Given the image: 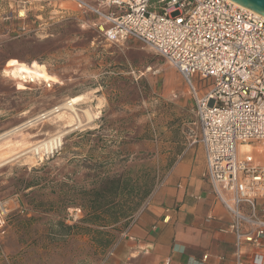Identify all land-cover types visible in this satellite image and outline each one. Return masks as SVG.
<instances>
[{
  "label": "rangeland",
  "instance_id": "obj_1",
  "mask_svg": "<svg viewBox=\"0 0 264 264\" xmlns=\"http://www.w3.org/2000/svg\"><path fill=\"white\" fill-rule=\"evenodd\" d=\"M103 1L0 0V136L76 96L83 97L78 104L82 112L77 113L83 124L90 122L86 110L98 118L69 133L75 119L64 111L63 116L0 139L2 164L54 134L68 133L63 148L49 159L36 160L30 152L0 167V202L10 208V229L0 234V264H114L111 248L126 229L125 222L106 230L82 224L81 205L86 204L81 190L91 188L92 178L102 173L121 175L125 184L137 178L143 204L145 193L158 182L157 127L168 124L170 116L178 122L180 101L195 105L187 82L170 63L136 39L118 45L106 42L103 19L78 6ZM101 9L105 13L107 7ZM23 74L53 86L26 88L18 82ZM211 88L210 82L199 95ZM71 191L74 204L58 202ZM259 203L263 213L264 200ZM75 210L81 212L77 222ZM31 217V225L21 224ZM60 222L79 223V228L72 236H49L66 234ZM32 240L38 244L32 246Z\"/></svg>",
  "mask_w": 264,
  "mask_h": 264
},
{
  "label": "built area",
  "instance_id": "obj_2",
  "mask_svg": "<svg viewBox=\"0 0 264 264\" xmlns=\"http://www.w3.org/2000/svg\"><path fill=\"white\" fill-rule=\"evenodd\" d=\"M78 6L101 15L99 8L82 2ZM102 6L110 9L103 15L101 27L106 42L118 45L136 39L170 63L187 82L200 130L194 143L202 144L216 199L232 216L229 230L236 235L238 264H245L242 242L257 252L251 264H264V211L258 205L264 200V17L231 0H105ZM18 82L29 87L53 86L27 74ZM210 82L211 90L200 96L199 90ZM64 111L75 119L69 133L98 119L79 127L75 117L82 111L66 100L28 120L16 133ZM67 134L51 136L55 149L51 154L32 151L35 159L53 157L63 148ZM245 146L251 150L243 151ZM8 206L0 202V234L8 223ZM75 211L77 222L81 212Z\"/></svg>",
  "mask_w": 264,
  "mask_h": 264
},
{
  "label": "crops",
  "instance_id": "obj_3",
  "mask_svg": "<svg viewBox=\"0 0 264 264\" xmlns=\"http://www.w3.org/2000/svg\"><path fill=\"white\" fill-rule=\"evenodd\" d=\"M91 7L102 12L99 5ZM109 11L98 16L104 21ZM179 104L183 111L178 122L170 116L168 124L157 127L161 135L158 182L111 248L114 264H238L236 235L229 230L232 216L216 199L202 144L194 143L200 135L195 105L188 100ZM221 194L229 198L226 191ZM244 210L249 212L247 207ZM8 229L7 223L3 233ZM242 250L243 262L251 264L257 252L245 242Z\"/></svg>",
  "mask_w": 264,
  "mask_h": 264
},
{
  "label": "trees",
  "instance_id": "obj_4",
  "mask_svg": "<svg viewBox=\"0 0 264 264\" xmlns=\"http://www.w3.org/2000/svg\"><path fill=\"white\" fill-rule=\"evenodd\" d=\"M88 135H95V133H89ZM96 138L99 143L103 141L101 136H97ZM128 183L125 184L121 175L107 176L102 173L92 178V187L81 190V200L86 205H81L84 217L80 222L88 226L95 225L102 230L114 228L121 224V222H125V227H127L128 221L133 219L136 212L142 206V184L140 180L134 178ZM149 194L150 192L145 193L143 198L146 199ZM73 196V191L68 192L60 197L58 202L61 204H74L76 201ZM20 221L21 224H28L33 221V217L24 218ZM59 224L65 229L66 234L54 233V235L50 234L49 236H72L74 231L79 228V223L66 225L64 222H60ZM102 230H100L101 232L99 230L95 232L105 235ZM102 241L108 244L109 238ZM35 243L38 244V241L32 240L31 245L33 246Z\"/></svg>",
  "mask_w": 264,
  "mask_h": 264
},
{
  "label": "bare ground",
  "instance_id": "obj_5",
  "mask_svg": "<svg viewBox=\"0 0 264 264\" xmlns=\"http://www.w3.org/2000/svg\"><path fill=\"white\" fill-rule=\"evenodd\" d=\"M71 100L73 102V105H78L80 102L82 103L83 97L82 96H76V97H73ZM74 108L75 107H73L71 110L77 111V110H74ZM84 114H85V117L87 119H89L90 121L94 118L91 114L88 113L87 110L84 112ZM63 115H64V112L57 114L55 117H60V116H63ZM75 118H76L77 125H79V127H80L83 124L82 120L80 119V117L78 115ZM22 126H24V124H22L20 126H17L16 128H14L11 131L6 132L5 134L0 136V139H4V138H6L8 136L14 135L17 131H19L21 129ZM56 144H57L56 147H59L58 141L56 142ZM54 149H55L54 140L47 139V140H44V141H40L33 148H31L30 150L26 151L27 153H22L21 155H18L16 157H14L13 159L9 158L10 160L5 162V163L0 164V167L5 165V164H7V163H9V162H11V161H13V160H15L18 157H21L23 155H27V154H29L32 151L36 152L37 154H40L41 151H43V152H45L47 154H51V150H54ZM242 150L243 151H250L251 148L249 146H245V147L242 148Z\"/></svg>",
  "mask_w": 264,
  "mask_h": 264
},
{
  "label": "water",
  "instance_id": "obj_6",
  "mask_svg": "<svg viewBox=\"0 0 264 264\" xmlns=\"http://www.w3.org/2000/svg\"><path fill=\"white\" fill-rule=\"evenodd\" d=\"M264 17V0H231Z\"/></svg>",
  "mask_w": 264,
  "mask_h": 264
}]
</instances>
